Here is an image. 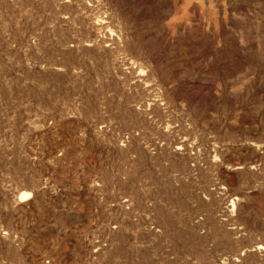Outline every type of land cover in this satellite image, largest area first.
Wrapping results in <instances>:
<instances>
[{
  "label": "rangeland",
  "instance_id": "374dc122",
  "mask_svg": "<svg viewBox=\"0 0 264 264\" xmlns=\"http://www.w3.org/2000/svg\"><path fill=\"white\" fill-rule=\"evenodd\" d=\"M0 264H264V0H0Z\"/></svg>",
  "mask_w": 264,
  "mask_h": 264
},
{
  "label": "bare ground",
  "instance_id": "6f19581e",
  "mask_svg": "<svg viewBox=\"0 0 264 264\" xmlns=\"http://www.w3.org/2000/svg\"><path fill=\"white\" fill-rule=\"evenodd\" d=\"M21 197H22V199H24V198L27 197V194H23ZM20 200H21V198H20ZM24 200H27V199H24ZM21 202H22V201H21Z\"/></svg>",
  "mask_w": 264,
  "mask_h": 264
}]
</instances>
